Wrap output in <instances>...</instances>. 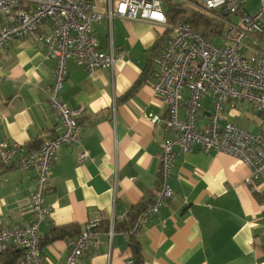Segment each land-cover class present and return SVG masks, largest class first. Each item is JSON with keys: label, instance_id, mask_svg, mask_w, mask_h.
Here are the masks:
<instances>
[{"label": "crops", "instance_id": "0c3cea01", "mask_svg": "<svg viewBox=\"0 0 264 264\" xmlns=\"http://www.w3.org/2000/svg\"><path fill=\"white\" fill-rule=\"evenodd\" d=\"M91 1L103 10L108 0ZM43 26L50 33L48 20ZM94 31L103 51L114 46L124 57L114 68L92 72L75 59L68 62L62 97L69 106L83 108V132L79 141L58 150L51 169L46 203L52 212L40 228L44 264H64L68 238L94 219L101 220V241L77 264H136L132 238L122 233L130 230L133 208L154 200L161 184L158 155L174 135L165 125L168 108L152 85L156 54L170 35L166 26L114 18L95 23ZM55 69L44 40L28 36L0 48V140L37 149L44 138L63 131L49 103ZM143 75L141 86L125 97ZM205 104L210 107V100ZM235 109L241 115L250 110L246 104ZM233 110L225 111L240 125L229 115ZM154 116L160 117L157 123ZM84 151L89 156L80 162ZM176 151L168 179L174 195L133 238L141 245L143 264H264V175L249 184L251 169L238 158L197 148ZM36 175L19 166L0 168L2 227L32 220L29 197ZM123 214L110 245V219ZM22 259L23 252L12 247L0 254V264Z\"/></svg>", "mask_w": 264, "mask_h": 264}, {"label": "built area", "instance_id": "2783aa9c", "mask_svg": "<svg viewBox=\"0 0 264 264\" xmlns=\"http://www.w3.org/2000/svg\"><path fill=\"white\" fill-rule=\"evenodd\" d=\"M168 1L108 0L101 10L91 0H0V48L13 39L33 36L45 41L56 61L49 103L63 129L60 134L44 138L37 149L0 140V168L19 166L37 172L29 197L32 220L7 227L0 224V254L12 247L23 252L21 264H44L40 228L52 212V206L46 203L51 169L58 150L79 141L83 132L79 121L83 108L69 106L62 97L68 62L75 59L92 72L114 68L124 57L114 46L109 52L99 47L94 24L104 19L146 20L163 24L170 32L156 54L152 85L168 108L165 125L174 135L165 140L158 155L159 190L130 230L122 233L125 238H137L173 197L168 179L177 147L182 153L197 148L242 160L251 169L249 184L264 175V127L247 130L230 121L225 111L228 106L235 109L238 104H246L264 116V0H259L260 7L253 13L246 10V0H179L222 25L218 34L196 31L185 20L170 22L165 7ZM45 20L50 23V33L43 29ZM207 100L210 107L205 108ZM1 101L11 104L7 98ZM159 120L154 116L152 122ZM88 156L87 151L82 152L79 161ZM119 219L124 220L125 214L110 219L106 231L110 245ZM100 223V219L91 220L79 234L68 238L64 264H77L83 254L100 243Z\"/></svg>", "mask_w": 264, "mask_h": 264}, {"label": "trees", "instance_id": "16d2710c", "mask_svg": "<svg viewBox=\"0 0 264 264\" xmlns=\"http://www.w3.org/2000/svg\"><path fill=\"white\" fill-rule=\"evenodd\" d=\"M167 4V13L170 22L175 23L178 20H185L187 21L191 27L196 30L200 31L204 34H211V33H221L222 32V25L216 23L212 18L205 16L196 11H191V9L184 8V6L176 1H168ZM161 45V44H160ZM159 45V46H160ZM158 47V46H157ZM145 81L144 75L134 84V86L127 92L125 97H128L130 94L134 93L138 87ZM145 206L137 205L133 208L131 212V219L128 221L127 229L131 228L135 223L139 213L143 210ZM59 233L55 231L52 235V238H56ZM42 244V243H41ZM141 245L137 243L133 238L131 239V247L133 250L135 263L136 264H143V256L141 252Z\"/></svg>", "mask_w": 264, "mask_h": 264}, {"label": "rangeland", "instance_id": "374dc122", "mask_svg": "<svg viewBox=\"0 0 264 264\" xmlns=\"http://www.w3.org/2000/svg\"><path fill=\"white\" fill-rule=\"evenodd\" d=\"M175 1L181 3L184 6V8L191 9V11H195L186 2L182 3L179 0H175ZM165 7L167 9V4H165ZM259 7H260V1L259 0H246L245 1V8H246V10H248L251 13L255 12ZM236 19H237V17H236ZM206 107H208V105H205V108ZM244 108L246 109V107H242L243 111H245ZM229 115L231 116V119L233 121H239L240 125L247 130L252 129L254 131H257L260 129V126L263 122L262 115L258 114V112H255L252 109H250L248 111L247 115H245V114L241 115V111L236 110V109H234L233 112H230Z\"/></svg>", "mask_w": 264, "mask_h": 264}]
</instances>
